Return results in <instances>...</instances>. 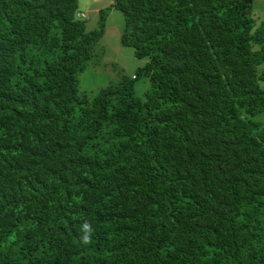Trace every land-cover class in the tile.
I'll return each mask as SVG.
<instances>
[{
    "label": "trees",
    "instance_id": "16d2710c",
    "mask_svg": "<svg viewBox=\"0 0 264 264\" xmlns=\"http://www.w3.org/2000/svg\"><path fill=\"white\" fill-rule=\"evenodd\" d=\"M112 6L146 60L87 95L103 13L87 30L77 0H0V264H264V20L252 0Z\"/></svg>",
    "mask_w": 264,
    "mask_h": 264
},
{
    "label": "rangeland",
    "instance_id": "374dc122",
    "mask_svg": "<svg viewBox=\"0 0 264 264\" xmlns=\"http://www.w3.org/2000/svg\"><path fill=\"white\" fill-rule=\"evenodd\" d=\"M113 0H77V12H82L85 29L99 27L102 16V33L93 45V52L84 67L77 73V90L92 95L97 90L115 82L121 75L132 77L136 69L142 66L145 56H136L133 47L123 45L120 35L124 26L122 12L112 6ZM251 16L257 24L264 20V0H252ZM255 45V44H254ZM256 48V46H254ZM258 76L264 72V60L256 66ZM262 85V81L258 80ZM134 93L144 98V93L150 88L148 78L137 74L133 78ZM248 118L260 125H264V109L254 113Z\"/></svg>",
    "mask_w": 264,
    "mask_h": 264
},
{
    "label": "clouds",
    "instance_id": "9594fccd",
    "mask_svg": "<svg viewBox=\"0 0 264 264\" xmlns=\"http://www.w3.org/2000/svg\"><path fill=\"white\" fill-rule=\"evenodd\" d=\"M85 234L82 236V242L87 244L90 243V234L92 232V228L89 224H84L83 226Z\"/></svg>",
    "mask_w": 264,
    "mask_h": 264
},
{
    "label": "bare ground",
    "instance_id": "6f19581e",
    "mask_svg": "<svg viewBox=\"0 0 264 264\" xmlns=\"http://www.w3.org/2000/svg\"><path fill=\"white\" fill-rule=\"evenodd\" d=\"M78 15V14H77ZM82 15H83V13H82Z\"/></svg>",
    "mask_w": 264,
    "mask_h": 264
}]
</instances>
